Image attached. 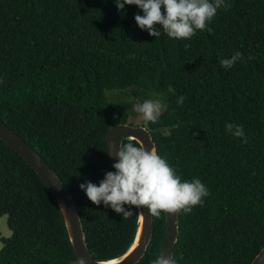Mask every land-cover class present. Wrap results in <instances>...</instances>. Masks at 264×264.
Masks as SVG:
<instances>
[{"label": "trees", "instance_id": "obj_1", "mask_svg": "<svg viewBox=\"0 0 264 264\" xmlns=\"http://www.w3.org/2000/svg\"><path fill=\"white\" fill-rule=\"evenodd\" d=\"M225 2L210 31L173 40L140 30L134 16L142 12L118 10L114 0H0V120L67 188L99 262L123 256L139 228L138 214L124 219L79 188L114 171L105 135L129 124L132 103L109 96L128 89L166 103L143 126L182 180L199 178L209 190L202 206L179 212L176 264H250L264 247V0ZM236 51L243 59L225 70L220 61ZM227 123L242 125L247 142ZM4 214L13 236L0 264H80L50 191L0 140ZM153 219L138 264L159 256L165 213Z\"/></svg>", "mask_w": 264, "mask_h": 264}, {"label": "clouds", "instance_id": "obj_2", "mask_svg": "<svg viewBox=\"0 0 264 264\" xmlns=\"http://www.w3.org/2000/svg\"><path fill=\"white\" fill-rule=\"evenodd\" d=\"M114 3L118 10H123L125 5L139 9L142 15L134 16L135 25L149 36L158 39L166 35L173 40H187L197 31H210L208 24L217 10L228 6L225 0H114ZM157 25L162 32L157 30ZM241 59L242 53L236 51L220 64L229 70ZM168 91L175 93L171 87ZM185 100L186 97L179 96L177 105H183ZM166 107L160 98L146 99L135 103L133 111L145 122L155 123ZM225 129L233 137L247 142L242 125L227 123ZM107 151L116 160L112 165L114 171L106 172L98 185L85 182L79 188L93 205L103 204L124 219L137 214L143 216L141 209L155 217L181 211L188 214L195 206H202L209 195L208 188L199 178L182 180L154 147L146 150L144 145L128 142L119 143L114 154L109 148ZM152 264H176V261L161 254Z\"/></svg>", "mask_w": 264, "mask_h": 264}, {"label": "water", "instance_id": "obj_3", "mask_svg": "<svg viewBox=\"0 0 264 264\" xmlns=\"http://www.w3.org/2000/svg\"><path fill=\"white\" fill-rule=\"evenodd\" d=\"M0 140L30 166L50 191L62 214L71 249L78 262L80 264H82V262L83 264H106L110 262H99L90 254L76 205L67 188L45 160L1 120ZM126 140H134L139 145H144L146 150H150L153 147L156 149L150 131L142 125L132 126L129 124H116L112 126L105 135L107 150L109 148L113 154L117 150L118 144H123ZM108 156L111 165L116 163L114 155L108 154ZM139 211L143 212V216L138 214L139 228L134 239V243L137 240V245L132 251L129 252V248L123 256L115 259L119 261L114 264H138L146 254L153 236L154 219L153 216L148 215L146 209H141ZM178 217L179 213H165L166 228L159 256L162 254L165 257L171 256L173 258V252L178 241L179 233ZM8 219V214L0 216V253L5 247L4 240H9L13 236V231L9 227ZM250 264H264V247Z\"/></svg>", "mask_w": 264, "mask_h": 264}, {"label": "rangeland", "instance_id": "obj_4", "mask_svg": "<svg viewBox=\"0 0 264 264\" xmlns=\"http://www.w3.org/2000/svg\"><path fill=\"white\" fill-rule=\"evenodd\" d=\"M137 91L134 89H128L127 91H121V92H114L110 93V99L113 102H121V101H130L132 103V109L130 112V119H129V124L132 125H146L147 122H145L139 114L135 113L133 111V106L137 102H142L143 100L139 99L136 97L135 93Z\"/></svg>", "mask_w": 264, "mask_h": 264}, {"label": "bare ground", "instance_id": "obj_5", "mask_svg": "<svg viewBox=\"0 0 264 264\" xmlns=\"http://www.w3.org/2000/svg\"><path fill=\"white\" fill-rule=\"evenodd\" d=\"M137 245V240L135 241V243L130 247V250H129V252L130 251H132V249H134V247ZM128 252V253H129ZM119 260H114V261H110V262H108V263H106V264H114V263H117Z\"/></svg>", "mask_w": 264, "mask_h": 264}]
</instances>
